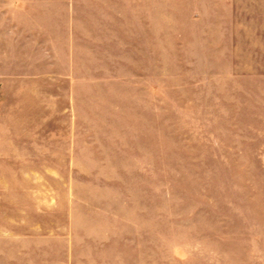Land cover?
I'll return each instance as SVG.
<instances>
[{"label":"rangeland","instance_id":"rangeland-1","mask_svg":"<svg viewBox=\"0 0 264 264\" xmlns=\"http://www.w3.org/2000/svg\"><path fill=\"white\" fill-rule=\"evenodd\" d=\"M190 1L155 0L148 60L124 45L94 70L107 118L53 151L59 237L66 185L93 208L71 264H264V4Z\"/></svg>","mask_w":264,"mask_h":264},{"label":"crops","instance_id":"crops-1","mask_svg":"<svg viewBox=\"0 0 264 264\" xmlns=\"http://www.w3.org/2000/svg\"><path fill=\"white\" fill-rule=\"evenodd\" d=\"M190 3L256 5L264 0ZM154 4L0 0V264H71L76 220L89 222L93 208L78 211L75 189L66 185L67 236L59 237V189L53 181L60 178V161L53 151L80 147L68 144L66 135L99 132L84 129L95 114L107 118L96 110L109 88L93 72L106 67L107 58L116 61L115 55H123L124 45L126 53L145 46L148 60ZM81 162L72 156L66 165ZM60 241L67 247L63 259Z\"/></svg>","mask_w":264,"mask_h":264}]
</instances>
